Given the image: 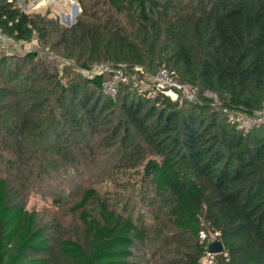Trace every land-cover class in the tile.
Returning a JSON list of instances; mask_svg holds the SVG:
<instances>
[{
  "label": "trees",
  "instance_id": "16d2710c",
  "mask_svg": "<svg viewBox=\"0 0 264 264\" xmlns=\"http://www.w3.org/2000/svg\"><path fill=\"white\" fill-rule=\"evenodd\" d=\"M77 1L67 27L0 0L2 32L37 46L0 56V264H202L213 234L214 264H264V124L229 120L264 108V0ZM100 64L164 67L198 100L111 97L83 73ZM93 171L113 190L63 188ZM61 173L68 224L28 208Z\"/></svg>",
  "mask_w": 264,
  "mask_h": 264
},
{
  "label": "rangeland",
  "instance_id": "374dc122",
  "mask_svg": "<svg viewBox=\"0 0 264 264\" xmlns=\"http://www.w3.org/2000/svg\"><path fill=\"white\" fill-rule=\"evenodd\" d=\"M77 2V0H19V5L23 11L28 13H49L51 17L58 18L62 25L70 27L75 23L76 18L82 12L80 4ZM77 4H79L80 7L79 13H76ZM34 47H37L34 43L26 44L20 42L18 43V46H7L4 50H0V56L16 53L21 55L32 50ZM51 61L57 63L56 59ZM59 61L61 62L60 59ZM136 76H142L141 72H138ZM149 80L152 79L150 78ZM148 82L150 83V81ZM58 176L60 177V180L58 182L54 181L50 187H46L43 193L33 191L32 194H30L28 208L39 211L46 219H49L53 223L62 220L64 224H68L73 220V216L68 213L69 204L67 200H65L61 205H55L53 203L55 198L52 196V192L59 182H64L63 180L65 178L69 180H73V178H69V174L65 175L64 173H61V175ZM84 186H94L102 193L107 192L109 189L113 190L111 189V183L105 182L102 173L97 171L86 173L81 179L76 177L73 180V184L66 183L63 185V188H66L69 192L71 189V192H73ZM71 197L72 199L74 198L73 196ZM216 236V234H213L211 239L213 241L217 240ZM202 264H212L211 258H204Z\"/></svg>",
  "mask_w": 264,
  "mask_h": 264
},
{
  "label": "built area",
  "instance_id": "2783aa9c",
  "mask_svg": "<svg viewBox=\"0 0 264 264\" xmlns=\"http://www.w3.org/2000/svg\"><path fill=\"white\" fill-rule=\"evenodd\" d=\"M17 1L19 2V0ZM18 43L20 42L15 41L14 38L3 33L0 29V50H4L7 46H18ZM42 54H45V57L48 59L57 60V58L53 56L52 52L45 51ZM138 72H141L142 75L144 74L143 70L139 67H135L129 71L125 65L115 66L114 64H100L92 66L89 70H86L83 73L86 76H109V78L104 82L103 91L105 94L111 97H115L117 95L119 87L122 83L132 81L135 87H137L139 90L149 91V96L151 97H154L156 93L160 92L172 98L173 100H177L180 95L190 102H197L198 100L197 88L179 83L164 67L158 71L150 83L144 78L139 80V76H136ZM207 96L213 99L215 104H218L219 101L216 95L208 93ZM229 120L236 124L239 129H243L248 132L254 126L264 124V108L262 111L254 114L253 116H244L241 114L231 113L229 114ZM207 258H211V262L214 264L212 254L208 253Z\"/></svg>",
  "mask_w": 264,
  "mask_h": 264
},
{
  "label": "water",
  "instance_id": "95a60500",
  "mask_svg": "<svg viewBox=\"0 0 264 264\" xmlns=\"http://www.w3.org/2000/svg\"><path fill=\"white\" fill-rule=\"evenodd\" d=\"M80 12L79 5L76 6V13ZM225 252L223 243L220 240L213 241L208 249V253L212 255L222 254Z\"/></svg>",
  "mask_w": 264,
  "mask_h": 264
}]
</instances>
